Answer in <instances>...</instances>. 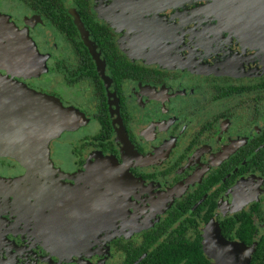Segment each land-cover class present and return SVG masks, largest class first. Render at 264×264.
<instances>
[{"label":"flooded vegetation","instance_id":"flooded-vegetation-1","mask_svg":"<svg viewBox=\"0 0 264 264\" xmlns=\"http://www.w3.org/2000/svg\"><path fill=\"white\" fill-rule=\"evenodd\" d=\"M0 14V76L65 110L49 161L0 154V264H162L182 242L214 264V235L251 256L264 0H0Z\"/></svg>","mask_w":264,"mask_h":264},{"label":"water","instance_id":"water-1","mask_svg":"<svg viewBox=\"0 0 264 264\" xmlns=\"http://www.w3.org/2000/svg\"><path fill=\"white\" fill-rule=\"evenodd\" d=\"M63 114L65 110L60 104L0 76V154L22 165L37 159L49 161V143L63 127ZM213 237L215 245L222 246L218 252L215 245L209 244L212 253L208 256L214 264H249V249L241 251L242 244L223 241L217 235ZM237 249L243 254L242 263L237 260ZM222 250L228 252L222 253Z\"/></svg>","mask_w":264,"mask_h":264},{"label":"trees","instance_id":"trees-1","mask_svg":"<svg viewBox=\"0 0 264 264\" xmlns=\"http://www.w3.org/2000/svg\"><path fill=\"white\" fill-rule=\"evenodd\" d=\"M242 227L249 231L248 236H252L255 232L250 221L244 222ZM188 249V245L185 242L178 245L172 244L163 248L162 264H173L181 259L185 260L184 264H210L198 248L194 251H189ZM166 258L167 260L165 261ZM250 264H264V233L258 239L255 249L250 256Z\"/></svg>","mask_w":264,"mask_h":264},{"label":"rangeland","instance_id":"rangeland-1","mask_svg":"<svg viewBox=\"0 0 264 264\" xmlns=\"http://www.w3.org/2000/svg\"><path fill=\"white\" fill-rule=\"evenodd\" d=\"M1 15V14H0ZM6 16V15H5ZM0 26H2V27H7V26H9L8 25V23H7V17H4V19L3 18H1L0 17ZM0 31H1V27H0ZM1 34H3V32L1 31L0 32ZM11 35V34H10ZM5 76H7V75H5ZM19 77V76H18ZM10 79L11 80H13L15 83H17V84H22V86H26L25 84H23V82H22V79L21 78H17V77H10ZM24 79V78H23ZM45 81L47 80V77L44 79ZM27 87V86H26ZM56 87H58V86H56ZM55 91H57L58 93H60L61 91H62V94H63V96L62 97H64V99L65 98H68V99H79L80 98V95H79V93H68V92H66V91H64L63 90V88L61 89V91H60V89L59 88H55ZM41 95V94H40ZM42 96H45L46 98H48L50 101H52V102H60V100L57 98V97H54L53 95H49V94H44L43 93V95ZM82 133L81 132H79V135H81ZM49 166H50V172H51V174H53V175H56V174H59V173H62V171L60 170V168L58 167V165H56V164H54L53 162L52 163H50L49 164ZM48 179L50 180V178L48 177Z\"/></svg>","mask_w":264,"mask_h":264}]
</instances>
